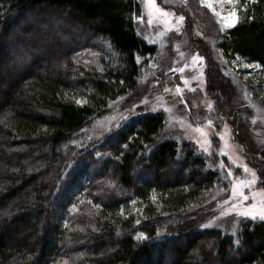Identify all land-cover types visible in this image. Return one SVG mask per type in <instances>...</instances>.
<instances>
[{
    "label": "trees",
    "instance_id": "trees-1",
    "mask_svg": "<svg viewBox=\"0 0 264 264\" xmlns=\"http://www.w3.org/2000/svg\"><path fill=\"white\" fill-rule=\"evenodd\" d=\"M140 13L138 0H0V264H264L263 221L231 234L182 219L222 180L193 145L158 142L165 112L83 138L157 54ZM218 48L264 80V0ZM211 66V92L237 98Z\"/></svg>",
    "mask_w": 264,
    "mask_h": 264
},
{
    "label": "rangeland",
    "instance_id": "rangeland-1",
    "mask_svg": "<svg viewBox=\"0 0 264 264\" xmlns=\"http://www.w3.org/2000/svg\"><path fill=\"white\" fill-rule=\"evenodd\" d=\"M138 2L136 32L158 46L157 54L139 60L144 67L140 91L114 102L82 132L83 138L97 144L139 115L163 111L168 121L158 142L176 139L193 145L222 180L206 203L191 207L182 219L193 228L231 234L244 221L264 222V80L258 78L257 65L226 57L218 48L222 37L242 21L251 0L235 6L218 0H153L155 8L148 0ZM233 7L240 19L227 27L217 13ZM27 24L44 28L31 20ZM0 61L5 63L6 55ZM208 64L214 65L212 79L218 75L231 92L239 93L237 98L211 92Z\"/></svg>",
    "mask_w": 264,
    "mask_h": 264
},
{
    "label": "snow or ice",
    "instance_id": "snow-or-ice-1",
    "mask_svg": "<svg viewBox=\"0 0 264 264\" xmlns=\"http://www.w3.org/2000/svg\"><path fill=\"white\" fill-rule=\"evenodd\" d=\"M219 3L223 4V3H227L230 5H237L239 3V0H218ZM148 3L155 8V4L153 2V0H148ZM209 7H212V4L208 5ZM157 11H160V9H156ZM213 11H215V9L213 8ZM217 15H220L222 17L223 22L225 23V25L227 27H233L236 23L239 22V15H238V9L236 7H233L229 12H227L226 14L224 13H217ZM181 20H183V17H180ZM78 103H80L81 101H77ZM247 171V168L245 169ZM254 175V173H253ZM243 215H251L250 213H243ZM260 218L264 219V212L260 213ZM141 236H143V234H141Z\"/></svg>",
    "mask_w": 264,
    "mask_h": 264
}]
</instances>
